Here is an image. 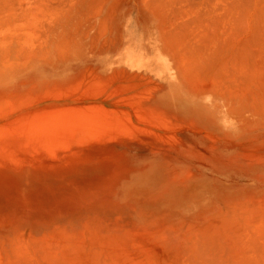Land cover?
<instances>
[{"label":"rangeland","instance_id":"rangeland-1","mask_svg":"<svg viewBox=\"0 0 264 264\" xmlns=\"http://www.w3.org/2000/svg\"><path fill=\"white\" fill-rule=\"evenodd\" d=\"M263 9L0 0V264H187V234L240 236L220 251L235 259L264 244Z\"/></svg>","mask_w":264,"mask_h":264},{"label":"bare ground","instance_id":"bare-ground-1","mask_svg":"<svg viewBox=\"0 0 264 264\" xmlns=\"http://www.w3.org/2000/svg\"><path fill=\"white\" fill-rule=\"evenodd\" d=\"M151 1H153V0H151ZM171 1H172V0H171ZM174 1H176V0H174ZM232 1H233V0H232ZM37 2H38V1H37ZM167 2H168V1H167ZM255 2H256V4H257V1H255ZM259 2H260V1H259ZM259 2H258V3H259ZM32 3H33V2H32ZM147 3H148V2H147ZM159 3H160V2H159ZM163 3H164V2H163ZM233 3H234V2H233ZM34 4H35V3H34ZM151 4H152V3H151ZM165 4H166V0H165ZM169 4H170V2H169ZM177 4H178V3H177ZM231 4H232V3H231ZM256 4H255V5H256ZM18 5H19V4H18ZM161 6H163V5H161ZM164 6H166V5H164ZM226 6H227V5H226ZM251 6H252V5H251ZM17 7H18V6H17ZM255 7H256V6H255ZM253 8H254V7H253ZM172 9H173V8H172ZM261 9H262V8H261ZM254 10H255V9H254ZM263 10H264V9H263ZM255 11H256V10H255ZM174 12H175V11H174ZM263 12H264V11H263ZM24 13H26V12H24ZM176 13H177V12H176ZM226 13H227V12H226ZM228 13H229V12H228ZM257 13H259V12H257ZM243 14H244V13H243ZM255 14H256V12H255ZM24 15H25V14H24ZM251 15H253V12H252ZM25 16L28 17L29 15H28V16L25 15ZM31 16H32V15H31ZM236 16H237V15H236ZM254 16H255V15H254ZM259 16H260V15H259ZM262 16H263V15H262ZM29 17H30V16H29ZM32 17H33V16H32ZM246 17H247V16H246ZM257 17H258V15H257ZM263 17H264V16H263ZM174 18H175V17H174ZM176 18H177V17H176ZM255 19H256V18H255ZM255 19H254V20H255ZM258 21H259V20H258ZM262 27H264V26L262 25ZM174 29H176V28H174ZM176 30H177V29H176ZM255 30H256V29H255ZM253 32H254V31H253ZM182 33H183V32H182ZM251 33H252V31H251ZM254 33H255V32H254ZM16 34H18V32H17ZM183 34H184V33H183ZM252 34H253V33H252ZM177 35L179 36V34H177ZM184 35H185V34H184ZM255 35L257 36V34H255ZM182 36H183V35H182ZM173 37H174V35H173ZM173 37H172V38H173ZM176 37H177V36L175 35V38H176ZM186 37H187V36H186ZM190 37H191V36H190ZM190 37H189V38H190ZM251 37H254V34H253V36H251ZM15 38H16V37H15ZM175 38H174V39H175ZM177 38H178V37H177ZM2 39H3V38H2ZM180 39H181V38H180ZM170 40H172V39H170ZM182 40H183V39H182ZM255 40H256V39H255ZM259 40H260V39H259ZM259 40H257V41H259ZM2 41H3V40H2ZM2 41H1V42H2ZM5 41H9V40H5ZM5 41H4V42H5ZM185 41H186V40H185ZM175 43H176V42H175ZM185 43H186V42H185ZM178 44H179V43H178ZM254 44H255V43H254ZM175 45H176V44H175ZM175 45H174V46H175ZM185 45H186V44H185ZM245 45H246V44H245ZM256 45H257V44H256ZM181 46H182V45H181ZM181 46H180V47H181ZM190 46H191V44H190ZM263 46H264V45H263ZM175 47H176V46H175ZM186 47H187V46H186ZM191 47H192V46H191ZM181 48H182V47H181ZM184 48H185V47H184ZM188 48H189V47H188ZM174 49H175V48H174ZM191 50H193V49H191ZM196 50H197V49H196ZM193 51H194V50H193ZM186 52H187V51H186ZM186 54H187V53H186ZM197 55H198V54H197ZM199 55H200V54H199ZM206 55H208V54H206ZM204 56H205V55H204ZM204 56H203V57H204ZM203 57H201V60H200V61L198 60V59H200V58L197 59V57H196V59H197V60H196L197 63H196L195 65H197V64H201V62H202V65H203V61H205V60L202 59ZM205 57H207V59H208V56H205ZM205 57H204V59H205ZM182 58H183V57H182ZM193 58L195 59V57H193ZM193 58H192V59H193ZM192 59H191V60H192ZM207 59H206V62L209 61V60H207ZM184 61H186V60L184 59ZM188 61H189V60H188ZM191 62H192V61H191ZM191 62H190V63H191ZM193 62H194V61H193ZM193 62H192V63H193ZM198 62H200V63H198ZM206 62H205V64H206ZM217 62H218V59H217ZM186 63H188V62H186ZM190 63H189V64H190ZM210 64H211V63H210ZM207 65H208V64H207ZM189 66H190V65H188V67H189ZM196 67H197V66H195V68H196ZM200 67H201V66H200ZM189 68H191V67H189ZM192 68H193V66H192ZM195 68H194V69H195ZM198 68H199V67H198ZM212 68H213V67H212ZM212 68H210L209 70L212 71ZM196 69H197V68H196ZM196 69H195V71H196ZM237 69H238V68H237ZM211 71H210V72H211ZM233 71H235V69H234ZM239 72H240V71H239ZM244 73H245V70H244ZM244 76H245V75H244ZM238 77H239V76H238ZM237 212L239 213V211H237ZM238 213H237L236 215L239 217L240 215H239ZM234 215H235V213H234ZM263 220H264V219H262L261 221H263ZM259 224H260V223H259ZM259 224H258V228H255V227H254L255 229H254V228L252 227V225H251L250 227H252L253 230H252V228H251V230H250V227H248V228H249V231H247L246 233L249 232L250 234L253 233V234L255 235V233H254L253 231L256 230V229H259V228L261 227V226H259ZM262 224H263L262 229H263V231H264V223H262ZM262 224H260V225H262ZM243 227H244V226H243ZM246 229H247V228H246ZM262 229H261V230H262ZM172 230H173V229H172ZM175 230H176V229H175ZM218 230H220V229H218ZM218 230H217V231H218ZM224 230H225V231L227 230L226 232H229V231H230L229 229H226V227H224ZM228 230H229V231H228ZM225 231H224V232H225ZM240 231H241V230H240ZM251 231H252V233H251ZM257 231H258V230H257ZM263 231H261V232L259 231V233H263ZM202 232H203V231H202ZM202 232H201V234L203 235L205 231H204L203 233H202ZM219 232H220V231H219ZM231 232H232V231H230L229 234H228V233H226V234H228L229 237L232 236L233 234L235 235V233L231 234ZM194 233H195V232L190 233V238H191L192 234L194 235ZM206 233H208V232H206ZM206 233H205V234H206ZM246 233H245V234H246ZM256 233H257V232H256ZM157 234H158V233H157ZM169 234H170V233H169ZM197 234H198V233H197ZM216 234H218V233L215 232V234L213 233L212 236L210 235V236H211L210 238L212 239V240H210V241L213 243V245L215 244L214 240H216L217 238L215 239V237H214V239H213L212 237H213V235L215 236ZM221 234H222V233H221ZM221 234H220V235H221ZM250 234H249L248 236H250ZM183 235H185V234H183ZM195 235H196V234H195ZM195 235L192 236V237H196L195 239L193 238V239H194V242H195V243L197 242L196 245L200 243V244H199L200 246H198V245L196 246L195 244H193V240H191V239H190L191 241L188 240V236H189V234H187V238H186V239H187V243H188V242H192V244H189L190 246H189V245H186V248H183V246H181L182 244H185L184 241H183V237L180 238V239H182V242H183V243H181V245L178 243V244L180 245V247H181L183 250L187 249L185 252L187 253V251H188V255H187V256H189V257L192 256L191 261L193 260V257H194V259L197 261V263H194L195 260L192 261L193 263L190 262V261H187V264H189V262H190V264H199L198 257H201V254H202L203 252L205 253L206 251H207V252L205 253L206 255L203 253V256L200 258V260L203 259L205 256H207L206 258L208 259V261L205 260L206 262H208L207 264H209L210 262H212V261H209V260L211 259V258H209V257H210V256L213 257L214 255L216 256V257L214 256V258H217V257H220V256H221V259H228L229 257H230V259H231L232 257L235 259L234 254H231V255L228 256V257H226V256L228 255L229 252H231V253L236 252V251H234V250H237V248L235 249V247H234V250H232V251H231V248H232V246H233L235 243L237 244L238 241H240V239H241L240 236H237L236 239L233 238V237H230V238H233V240L235 239L236 242H235V240H234V242H233V241L231 242V241L229 240V241H230V242L228 241V242H229V246H228V244H227L228 242H226V241H225L226 239L224 238V237H226L227 235H226V236H223L224 240H223V238H221V241H219V244L222 242L223 247H224V244H226L227 246L224 247L225 249H224L223 247H222V249H221V248H218V247H221V246H222L221 244L218 245V246H217V245H216V246H213V247H214L215 249H216V247H217V248H218L217 250H218L219 252H220L221 250H222V252H223V250H226L227 248L229 249V251H228V253L226 252V254H225V252H224V253L220 252V254H221V253H222V254H221L220 256H218V255H219V253H217L218 251L216 252V251L214 250V248H211V247L209 246V245H210V244H209L210 241H209V243H207L208 245L205 244V243H202L203 241L207 242V241L205 240V237H206V238L208 237L207 240L210 239L209 236H208V234H206L207 236H206V235H205V236L203 235V236L200 238V240H202V238H204V240H202V242L198 240V239H199V238H198V235H196V236H195ZM199 235H200V234H199ZM222 235H223V234H222ZM234 235H233V236H234ZM240 235H242V234H240ZM257 235H258V236H257ZM257 235H255V236H256L255 238L259 237V234H257ZM155 236H158V235L155 234ZM155 236H154V237H155ZM174 236H175V235H174ZM174 236H173V237H174ZM185 236H186V235H185ZM185 236H184V238H185ZM243 236H244V235H243ZM243 236H242V237H243ZM260 236H262V234H260ZM160 237H161V236H159V238H160ZM170 237H171V236H170ZM177 237H178V235H177ZM199 237H200V236H199ZM221 237H222V236H221ZM234 237H235V236H234ZM262 237L264 238V234H263ZM262 237H261V238H262ZM156 238H157V237H156ZM174 238H175V237H174ZM197 238H198V239H197ZM230 238H228V239H230ZM253 238H254V236H253ZM255 238H254V241H253V240H251V239H252V236H250V237H248V239H244V240H248V242H250V240H251L253 244L256 243V245H255V244H254V245H255L256 248H257V247H258V244H257V243H259L260 241H258V240L255 239ZM261 238H260V239H261ZM153 239H154V238H153ZM167 239H168V237H167ZM176 239H177V238H176ZM237 239H238V240H237ZM160 240H161V239H160ZM177 240H178V239H177ZM177 240H176V241H177ZM222 240H223V241H222ZM231 240H232V239H231ZM241 240L243 241V239H241ZM261 240H262V242L264 243V240H263V239H261ZM255 241H256V242H255ZM257 241H258V242H257ZM168 242H169V241H168ZM225 242H226V243H225ZM244 242H246V241H244ZM158 243H160V242H158ZM187 243H186V244H187ZM212 243H211V244H212ZM230 243H231V244L233 243L232 246H231V248H230V245H231ZM160 244H161V243H160ZM166 244H167V243H166ZM168 244H169V243H168ZM168 244L166 245L167 247H169ZM178 244H177V245H174V246L171 245V246H173V247H172V248L170 247V249L172 250V249L176 246L175 248H178V253H180L179 251H181V248H180V247H177ZM201 244H204V247H205V246H206V247L209 246V247L213 250V252H215L216 254L213 253L214 255L212 256V254H211V253H212V250H210L209 247H207L209 250L206 249V247H205V250H206V251H203L202 249H203L204 247L202 248V245H201ZM238 244H239V243H238ZM238 244H237V245H234V246L238 247L240 250L243 249V248H245V247H244V244H245V243L243 244V242L241 243V241H240V244H239V245H240V246H241V244L243 245V246H241V247L238 246ZM253 244H251V243L248 244V243H247L248 249H247V248L245 249V250H247V251H251V250H252L253 253H251L250 255H246L247 257L244 256V255H245L244 253H243V254L241 253V254H242L241 256H244L245 258L242 257V259H240L241 256L238 257V255H237L238 259L236 258V259H235L236 261L233 260V258H232L231 260L228 259V260H227L228 262L226 261V263H227V264H229V263L232 264V263H233L232 261H234L235 263H233V264H237V261L242 260V262H243V260H244V261H246L245 264L248 263V262H249L248 264H250L251 261H253L252 264H255L254 261H256L255 259L258 257L257 255L260 256L264 251H263L261 254H260V253H257V254H256V252L258 251V249H259L260 247H261V248H260L259 250L262 251V250L264 249V244L260 243L261 246L259 245L260 247L257 248V251H255V253H254V250H253V249H255V246H254V248L252 247ZM163 245H164V244H163ZM163 245H161L162 248H164ZM192 245H193V246H192ZM262 245H263V246H262ZM187 246H189V248H192V249H193V247L195 246L196 249H198V250H195V252H196L197 255H199V256L196 257V253L194 254V252H193L194 250H192V249L189 250V249L187 248ZM249 246H250V247H249ZM184 247H185V246H184ZM198 247H201L202 249H201V248H198ZM226 247H227V248H226ZM251 247H252V248H251ZM249 248H250V250H249ZM262 248H263V249H262ZM228 249H227V250H228ZM239 249H238V250H239ZM227 250H226V251H227ZM240 250H239V251H240ZM189 251H191V253L193 252L192 254H194V256H193L192 254H189V253H190ZM200 251H202V252L200 253ZM210 251H211V253H210L211 255L209 254ZM233 251H234V252H233ZM175 252H177V250H173L172 253L174 254ZM178 253H176V254L179 255ZM198 253H199V254H198ZM246 253H247V252H246ZM180 254H182V252H181ZM184 254H185V253L183 252V254H182V255H183V258H184V256L186 255V254H185V255H184ZM208 254H209V255H208ZM217 254H218V255H217ZM236 254H237V253H235V256H236ZM253 254H256V255H253ZM222 255H225V258H224ZM232 255H233V256H232ZM251 255L254 256V257H251V259H250V260L248 259V260H249V261H248L247 258H248V256H249V258H250ZM263 255H264V253H263L261 256L263 257ZM180 256H181V255H180ZM187 256H186V257H187ZM256 256H257V257H256ZM166 257H167V256H166ZM195 257H196V258H195ZM255 257H256V258H255ZM169 258H170V257H169ZM206 258H204V259H206ZM253 258H254V259H253ZM260 258H261V257H260ZM260 258H259V260H260ZM161 259H162V258H161ZM161 259H160V260H161ZM185 259H186V258H185ZM219 259H220V258H219ZM239 259H240V260H239ZM262 259H263V258H261L260 261L257 259V260H258V263L256 262V264H261V262L264 261V260H262ZM168 260H169V259H168ZM182 260H184V259H182ZM187 260H189V259H187ZM212 260L214 261L215 259H212ZM229 260H230L231 262H230ZM161 261H162V260H161ZM164 261H165V260H163V262H164ZM176 261H177V260H176ZM184 261H185V260H184ZM205 261H203V264H206ZM215 261H216V262L219 261L217 264H225V260H224V262H222V260H218V259L215 260ZM215 261H214V263H215ZM220 261H221L222 263H220ZM166 262H167V261H166ZM166 262H165V263H166ZM178 262H179V261H178ZM200 262H202V260H201ZM214 263L212 262V264H214ZM238 263H239V262H238ZM243 263H244V262H243ZM243 263H241V264H243ZM263 263H264V262H263ZM170 264H171V263H170ZM182 264H183V263H182ZM200 264H201V263H200ZM215 264H216V263H215Z\"/></svg>","mask_w":264,"mask_h":264}]
</instances>
